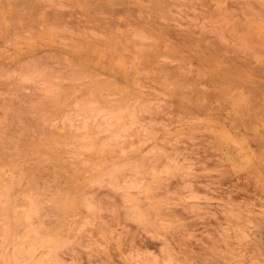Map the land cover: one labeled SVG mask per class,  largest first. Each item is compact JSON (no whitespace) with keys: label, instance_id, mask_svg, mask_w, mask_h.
I'll return each instance as SVG.
<instances>
[{"label":"rangeland","instance_id":"374dc122","mask_svg":"<svg viewBox=\"0 0 264 264\" xmlns=\"http://www.w3.org/2000/svg\"><path fill=\"white\" fill-rule=\"evenodd\" d=\"M0 264H264V0H0Z\"/></svg>","mask_w":264,"mask_h":264}]
</instances>
